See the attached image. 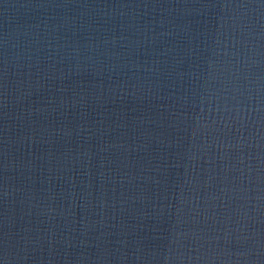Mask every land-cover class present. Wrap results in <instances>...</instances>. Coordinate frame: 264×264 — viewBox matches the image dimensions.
<instances>
[{
  "label": "water",
  "instance_id": "95a60500",
  "mask_svg": "<svg viewBox=\"0 0 264 264\" xmlns=\"http://www.w3.org/2000/svg\"><path fill=\"white\" fill-rule=\"evenodd\" d=\"M0 264H264V0H0Z\"/></svg>",
  "mask_w": 264,
  "mask_h": 264
}]
</instances>
